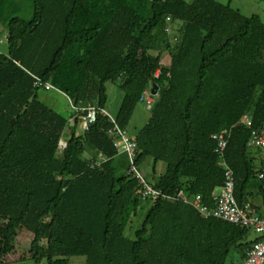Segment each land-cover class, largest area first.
<instances>
[{
  "label": "trees",
  "instance_id": "16d2710c",
  "mask_svg": "<svg viewBox=\"0 0 264 264\" xmlns=\"http://www.w3.org/2000/svg\"><path fill=\"white\" fill-rule=\"evenodd\" d=\"M7 1L0 0V45L7 46L0 53V264L20 229L32 236L35 264H69L71 257L85 264L243 261L259 240H248L250 229L203 219L181 202L136 196L128 156L113 147L114 127L125 132L154 88L150 118L133 139L137 169L147 158L165 164L152 186L164 197L182 191L211 206L224 180L212 136L226 130L223 161L235 200L264 206V156L248 148L251 130L264 125L259 17L215 0H30L33 15L25 21L6 17ZM38 80L74 109L95 106V122L78 134L77 118L70 125L71 117L38 100ZM116 82L122 99L112 123L102 112L106 84ZM142 202L151 207L130 240L125 231Z\"/></svg>",
  "mask_w": 264,
  "mask_h": 264
},
{
  "label": "built area",
  "instance_id": "2783aa9c",
  "mask_svg": "<svg viewBox=\"0 0 264 264\" xmlns=\"http://www.w3.org/2000/svg\"><path fill=\"white\" fill-rule=\"evenodd\" d=\"M167 22H170L169 18H167ZM168 31L169 29H166V32ZM35 86L43 88L44 90L51 89V86L48 83L43 84L39 80L35 83ZM141 102L147 109H150L153 103L151 93L144 92L141 97ZM75 110L82 113L80 119V129L84 132L95 122L97 112L96 107L92 104H87L85 107ZM102 113L107 115L110 121L114 123V119L109 113L105 111ZM242 122L248 128L252 127L250 119L247 116L242 118ZM114 135L116 140L113 143V147L119 153H126L130 161L128 174H130L131 177L137 181L138 189L136 191V196L139 199L143 201L155 202L157 199L162 198L171 203L181 202L193 208L203 219L214 218L250 229L256 239L259 240L246 249L244 260L238 264H264V207L263 213L259 214L254 205L245 203L242 206H239L235 200L233 173L223 161L224 151L227 147L228 131L224 130L212 136V140L215 142L214 153L220 159V166L224 169V180L223 185L214 190L212 193L211 206L210 204L205 203L201 196L194 195L186 197L182 191L176 192L173 196H162V194L152 186V183L145 180L134 165V158L136 155L135 141L133 139H129L125 132L119 130L116 126L114 127ZM65 146L66 143L63 140L59 141L58 152H62ZM248 148L260 151V153L264 156V125L259 129L251 130ZM99 158L102 159L103 162L105 161L101 156H99ZM100 163L101 162L98 161L94 162L92 167H99ZM258 179L263 182L262 190L264 192V170L258 174Z\"/></svg>",
  "mask_w": 264,
  "mask_h": 264
},
{
  "label": "rangeland",
  "instance_id": "374dc122",
  "mask_svg": "<svg viewBox=\"0 0 264 264\" xmlns=\"http://www.w3.org/2000/svg\"><path fill=\"white\" fill-rule=\"evenodd\" d=\"M187 3L193 2V0H185ZM221 4H230L231 8L238 10L243 16L251 17L258 16L261 22L264 24V3L263 0H215ZM6 17H17L22 20L28 21L32 18L33 7L30 0H8L6 3ZM0 31L3 35L6 33L5 26L0 23ZM3 38V37H2ZM1 38V39H2ZM5 42V41H4ZM7 46L6 43L0 45V53H6ZM164 65L169 63L168 56L164 54L162 60ZM107 90V105L106 110L110 115L116 113V109L119 108L122 96L119 90V82L115 84H106ZM38 100L44 103L46 106L56 111L65 118H69L75 111L68 97L58 90L52 87L51 90L47 91L39 89L37 92ZM150 109H147L143 103H139L132 115L130 122L128 123L125 134L129 139H134L138 132L147 124L150 118ZM70 122V121H69ZM81 129L79 127L78 134H81ZM68 137L67 129L64 132L63 140L66 141ZM252 156H256L255 150H250ZM155 172H152V169ZM139 173L145 178L149 183H154L158 177L164 174L165 164L163 162H158L154 165L151 158L144 160L142 165L138 168ZM151 207L150 202H142L137 209L136 216L131 219V223L125 231V235L128 239H135V232L140 228L145 218V215L149 208ZM3 223H0V226ZM253 234L249 236L248 240L253 238ZM255 237V236H254ZM32 240V236L25 230H18L13 244V250L9 255H7L2 264H35L30 258L28 253L29 244ZM238 258L236 257L235 263H238ZM85 257H71L69 259V264H85ZM41 264H46L42 261Z\"/></svg>",
  "mask_w": 264,
  "mask_h": 264
},
{
  "label": "crops",
  "instance_id": "0c3cea01",
  "mask_svg": "<svg viewBox=\"0 0 264 264\" xmlns=\"http://www.w3.org/2000/svg\"><path fill=\"white\" fill-rule=\"evenodd\" d=\"M79 108V107H78ZM106 112H107V110H105ZM117 111H118V109H116V113H117ZM76 112H74L70 117L71 118H69V123H70V125H73V123H74V120L77 118L78 119V122H79V125H78V129H79V127H80V116L78 115V114H75ZM116 113L114 114V115H110L111 117H114L115 115H116ZM110 114V113H109ZM67 131L69 132V129H67ZM253 205H254V207H255V209L257 208V212L259 213V214H262L263 213V205L261 204V202H258V201H253V203H252ZM253 234V233H252ZM252 239H254V236H253V238ZM239 263V262H238ZM237 264V263H236Z\"/></svg>",
  "mask_w": 264,
  "mask_h": 264
},
{
  "label": "water",
  "instance_id": "95a60500",
  "mask_svg": "<svg viewBox=\"0 0 264 264\" xmlns=\"http://www.w3.org/2000/svg\"><path fill=\"white\" fill-rule=\"evenodd\" d=\"M151 93H152L153 95H156V90H155L154 88H152V89H151Z\"/></svg>",
  "mask_w": 264,
  "mask_h": 264
}]
</instances>
